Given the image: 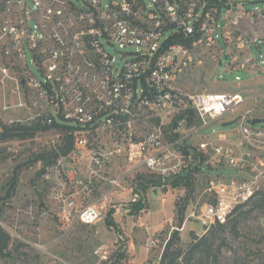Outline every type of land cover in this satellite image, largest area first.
<instances>
[{"label": "built area", "instance_id": "2783aa9c", "mask_svg": "<svg viewBox=\"0 0 264 264\" xmlns=\"http://www.w3.org/2000/svg\"><path fill=\"white\" fill-rule=\"evenodd\" d=\"M250 3L0 0V118L48 137L54 159L38 165L59 224L110 219L114 191L141 204L138 185L165 190L205 162L237 174L210 180L188 215L197 236L263 191L264 122L252 121L264 119V0ZM248 102L234 130L203 132ZM94 255L105 262L109 248Z\"/></svg>", "mask_w": 264, "mask_h": 264}, {"label": "rangeland", "instance_id": "374dc122", "mask_svg": "<svg viewBox=\"0 0 264 264\" xmlns=\"http://www.w3.org/2000/svg\"><path fill=\"white\" fill-rule=\"evenodd\" d=\"M248 1L251 2L247 7L249 9L262 6L252 4L255 0ZM218 75H222V86L226 84L224 81L234 79L229 71L219 69L215 73L216 77ZM239 75L246 85H253L249 73L242 72ZM251 107L252 103H245L234 114L225 115L211 123L203 132L234 130L235 123L227 127L223 125L234 121ZM257 115H264V107ZM1 125L3 121L0 118V132ZM229 135V138L235 139L233 134ZM46 141L48 137L37 132L32 139L0 143V228L11 238L10 249L15 246L18 248L17 252L11 251L10 256L0 254V264H158L166 241L176 232L172 227H179L185 222L184 229L179 232V243L183 248L191 241L192 233L198 232L199 225L188 215L209 200L205 191L210 180L216 176L237 174L229 167L215 168L203 161L202 169L198 168L190 177V186L185 185L184 178L171 181L169 187L162 191L150 187L142 189L137 184L144 198V203L139 206H130L129 194L116 190L113 193L118 207L116 215L95 225L78 224L67 229L53 216L55 210L49 198L51 185L43 180L42 167L34 162L35 155L47 152L44 149ZM258 154L264 156V152ZM13 176L17 177V185L12 192L10 179ZM175 181L180 183L172 186ZM261 187L264 193V184ZM119 204H122L121 207ZM263 206L242 220L237 237L230 233L224 234L228 245L222 255L230 258L227 264H233L231 258L234 252L246 255L243 245L248 235L252 240H257L258 231L264 234ZM46 211L47 214H44ZM150 239L154 240V247L148 246L147 241ZM101 245L109 248V259L105 262L99 261L94 255L95 249ZM260 248V252L252 250L255 254L250 258V264H264V243Z\"/></svg>", "mask_w": 264, "mask_h": 264}, {"label": "trees", "instance_id": "16d2710c", "mask_svg": "<svg viewBox=\"0 0 264 264\" xmlns=\"http://www.w3.org/2000/svg\"><path fill=\"white\" fill-rule=\"evenodd\" d=\"M39 132L38 126H7L1 125L0 143L3 141L13 140H26L32 139ZM69 150V147L67 148ZM54 159L51 152L39 153L35 155L34 162L43 161L46 164ZM185 185L190 186V177H185ZM151 180H146L149 184ZM180 182L175 181L172 186H177ZM17 185V177L13 176L10 179V191H14ZM142 189L147 185L140 184ZM137 204L136 206H139ZM264 205V193L256 194L247 205L238 206L235 208L232 215L226 220L224 224H215L202 236H197L192 233V238L189 244L183 248L180 245L179 232H173L170 238L166 241L161 252L158 264H227L230 258L223 257V251L228 245L227 238L224 236L226 233L237 237L241 228L242 220L246 219L249 214L256 208H262ZM264 207V206H263ZM181 212V211H180ZM181 216V214H180ZM182 220V217L180 221ZM181 225V224H180ZM257 240H252L250 235L244 239L246 255H240L237 252L233 253L231 261L233 264H250V258L255 254L253 251H261L260 246L264 243V234L261 231L257 233ZM252 236V235H251ZM11 238L0 228V254L10 256L11 251L17 252V246L10 249ZM253 250V251H252ZM244 254V253H243ZM250 260V261H249ZM264 262V255H262ZM6 264V263H2Z\"/></svg>", "mask_w": 264, "mask_h": 264}, {"label": "water", "instance_id": "95a60500", "mask_svg": "<svg viewBox=\"0 0 264 264\" xmlns=\"http://www.w3.org/2000/svg\"><path fill=\"white\" fill-rule=\"evenodd\" d=\"M261 122H264V119H254L253 121H252V124L254 125V124H258V123H261ZM235 123V121H231V122H228V123H226V124H224L223 126L224 127H227V126H230V125H233ZM114 211L113 210H111L110 211V214H112Z\"/></svg>", "mask_w": 264, "mask_h": 264}, {"label": "crops", "instance_id": "0c3cea01", "mask_svg": "<svg viewBox=\"0 0 264 264\" xmlns=\"http://www.w3.org/2000/svg\"><path fill=\"white\" fill-rule=\"evenodd\" d=\"M131 245L133 246V243H131ZM131 245H130V246H131Z\"/></svg>", "mask_w": 264, "mask_h": 264}]
</instances>
